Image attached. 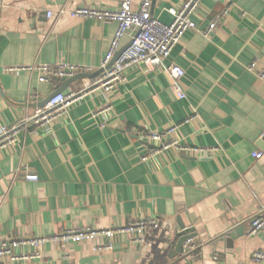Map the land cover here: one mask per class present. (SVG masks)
<instances>
[{"label": "crops", "instance_id": "0c3cea01", "mask_svg": "<svg viewBox=\"0 0 264 264\" xmlns=\"http://www.w3.org/2000/svg\"><path fill=\"white\" fill-rule=\"evenodd\" d=\"M185 1L153 0L151 14L169 24L167 10ZM141 2L133 0L134 8ZM83 6L116 10L120 0H0V127L33 114L68 80L40 83V73L28 68L100 71L118 25L57 15ZM226 9L205 37L201 30ZM194 20L200 31L188 32L167 61L185 71L186 99L177 97L167 72L135 66L114 91L85 93L52 126L23 132L0 152V241L120 228L143 218L157 219L159 228L142 245L122 236L112 251L97 253L99 240L65 249L48 242L39 259L6 264H257L251 256L264 250V233L247 231L264 210V0H203ZM253 63L258 70H249ZM95 79H79L62 93H79ZM109 105L111 113L92 119ZM175 125L182 144L218 152L149 155L154 148L136 133ZM29 174L38 181H27ZM185 236L196 247L184 244L177 253Z\"/></svg>", "mask_w": 264, "mask_h": 264}, {"label": "built area", "instance_id": "2783aa9c", "mask_svg": "<svg viewBox=\"0 0 264 264\" xmlns=\"http://www.w3.org/2000/svg\"><path fill=\"white\" fill-rule=\"evenodd\" d=\"M203 0H186L181 5L167 10L171 15L172 21L169 24L161 22L151 14L153 0H142L141 6L135 9L133 0H120V6L116 10L100 9L95 7H79L71 10L61 8L57 11L58 16L68 15L72 19H94L103 23H117L118 28L111 42L108 52L105 54L100 66L103 72L84 90L79 93H60L50 100L44 107L37 108L33 114L23 117L20 121L12 126L0 127V152L19 141L20 134L23 132H37L40 128H48L52 124L62 118L67 110L78 101L84 98L87 92L96 91L111 92L119 85L126 81L127 73L135 66H147L155 69H161L167 72L174 83V90L179 99H186L180 82L185 76V71L180 67L168 64L173 49L183 40L190 31H200L194 16L201 6ZM223 0H214L220 3ZM228 13L227 9L219 16L206 30L201 33L209 38L212 32L217 28L220 20ZM48 18L53 17L52 12L47 13ZM128 39V43L123 46L122 41ZM127 49L118 57L117 61L110 67L116 55L123 48ZM28 71H37L40 73V83H50L54 79H71L79 74H92L95 72L92 68L75 67L65 64L57 66H33ZM250 71L257 69V64L253 63L249 67ZM259 76L264 78V69L258 70ZM31 96L30 99H32ZM37 97H35L36 99ZM112 106H106L93 112L92 119H98L106 113H111ZM197 116L188 119L187 122L194 121ZM181 125H175L167 129L163 133L151 130H137L138 139L144 144L153 146L155 149L148 150L149 155L157 152H166L170 149H176L178 152L187 155H199L205 153H216L218 149H208L201 147L186 146L175 139L176 131ZM101 128H105L106 124L102 123ZM255 159H261L263 154L255 152ZM149 156H145L144 160H148ZM27 181H38L36 175H26ZM160 226L157 219H139L132 221L128 225L120 228H111L107 230L93 229H69L57 236L47 238H22V239H5L0 241V264L18 263L20 261H28L39 259L38 252L44 244L52 242L61 249H65L70 245L82 242L102 241V244L95 248L97 253L110 252L114 249L115 241L126 236L134 244L142 245L145 243L146 234L151 230H156ZM260 233H264V210L260 211L249 222L247 231L248 237H254ZM107 240L108 243H104ZM194 238L187 240L185 249L195 248ZM23 247H30L34 250V254H17V250ZM253 262L264 264V250H258L251 256Z\"/></svg>", "mask_w": 264, "mask_h": 264}, {"label": "water", "instance_id": "95a60500", "mask_svg": "<svg viewBox=\"0 0 264 264\" xmlns=\"http://www.w3.org/2000/svg\"><path fill=\"white\" fill-rule=\"evenodd\" d=\"M127 49V47L122 48L119 53L116 55L115 59L113 60V62H111V64L108 66V68H110L118 59V57ZM103 72V70H100L98 73L95 74H79L74 76L71 79H68L64 86L58 90L57 92H55L54 94H52L45 102H43V104L41 105L42 107H44L50 100H52L54 97H56L58 94L62 93L63 91L67 90L68 86L72 83L75 82L79 79H95L97 78L101 73ZM151 148H154L153 146H151ZM155 149V148H154ZM235 234L240 236H244L245 232L244 229H239L237 231H235ZM229 236H231L232 238H235L236 236L234 235V233H230ZM189 239H193V238H189L187 236L181 238L178 241L177 247H176V251L177 253H182L183 252V246L184 244L187 242V240Z\"/></svg>", "mask_w": 264, "mask_h": 264}]
</instances>
